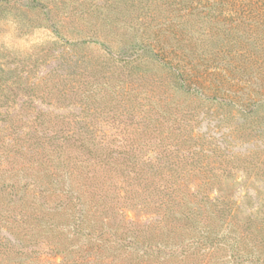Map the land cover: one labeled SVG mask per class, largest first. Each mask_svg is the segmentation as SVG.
Returning a JSON list of instances; mask_svg holds the SVG:
<instances>
[{"label": "rangeland", "instance_id": "1", "mask_svg": "<svg viewBox=\"0 0 264 264\" xmlns=\"http://www.w3.org/2000/svg\"><path fill=\"white\" fill-rule=\"evenodd\" d=\"M10 122L26 137L95 140L119 161L139 155L127 163L149 183L220 188L212 197L236 202L241 223L263 217L264 0H0ZM46 236L0 264H124Z\"/></svg>", "mask_w": 264, "mask_h": 264}, {"label": "trees", "instance_id": "2", "mask_svg": "<svg viewBox=\"0 0 264 264\" xmlns=\"http://www.w3.org/2000/svg\"><path fill=\"white\" fill-rule=\"evenodd\" d=\"M18 127L0 123L6 262L46 233L66 238L54 250L88 240L92 253L113 250L124 264H264V215L241 223L236 202L212 197L220 188L155 185L143 167L127 163L142 162L139 155L119 161L112 151L94 150L95 140L26 137ZM143 213L148 217L140 219Z\"/></svg>", "mask_w": 264, "mask_h": 264}]
</instances>
